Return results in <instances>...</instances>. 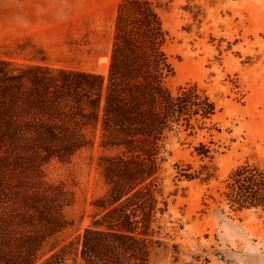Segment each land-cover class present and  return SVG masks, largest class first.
<instances>
[{
	"label": "rangeland",
	"instance_id": "1",
	"mask_svg": "<svg viewBox=\"0 0 264 264\" xmlns=\"http://www.w3.org/2000/svg\"><path fill=\"white\" fill-rule=\"evenodd\" d=\"M118 1L0 0V58L105 76ZM155 1L174 69L165 86L196 85L216 113L192 135L167 140L160 175L167 211L150 264H264V187L256 185L264 181V0ZM199 144L210 158L196 154ZM114 153L96 144L44 168L70 200L69 225L54 241L65 264H79L80 237L107 190L99 158ZM180 169L194 178L178 179ZM242 169L249 182L233 193Z\"/></svg>",
	"mask_w": 264,
	"mask_h": 264
},
{
	"label": "trees",
	"instance_id": "2",
	"mask_svg": "<svg viewBox=\"0 0 264 264\" xmlns=\"http://www.w3.org/2000/svg\"><path fill=\"white\" fill-rule=\"evenodd\" d=\"M157 10L155 0L118 1L105 76L0 58V264H65L54 241L69 225L70 200L44 168L96 144L116 153L99 158L107 190L80 237L79 264H150L167 211L160 176L167 140L192 135L216 113L196 85L165 86L174 69ZM195 151L211 157L205 145ZM184 171L178 179L194 178ZM244 172L235 173L233 193L249 182Z\"/></svg>",
	"mask_w": 264,
	"mask_h": 264
},
{
	"label": "crops",
	"instance_id": "3",
	"mask_svg": "<svg viewBox=\"0 0 264 264\" xmlns=\"http://www.w3.org/2000/svg\"><path fill=\"white\" fill-rule=\"evenodd\" d=\"M12 43V41H10Z\"/></svg>",
	"mask_w": 264,
	"mask_h": 264
}]
</instances>
